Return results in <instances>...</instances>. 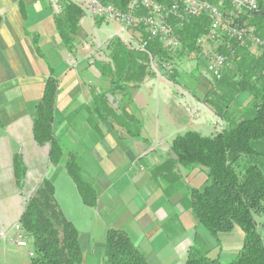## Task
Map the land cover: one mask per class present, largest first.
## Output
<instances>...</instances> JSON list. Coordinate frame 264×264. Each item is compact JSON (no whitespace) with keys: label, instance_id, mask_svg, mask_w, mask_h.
I'll list each match as a JSON object with an SVG mask.
<instances>
[{"label":"crops","instance_id":"0c3cea01","mask_svg":"<svg viewBox=\"0 0 264 264\" xmlns=\"http://www.w3.org/2000/svg\"><path fill=\"white\" fill-rule=\"evenodd\" d=\"M52 2L0 0V264H29L10 231L28 199L18 192V152L37 158L33 162L42 157V165L33 169L38 175L26 173L22 191L36 189L43 178L53 183L63 214L79 231L83 258L92 246L102 249L103 256L105 232L113 227L128 233L149 264H184L191 247L228 262L222 259L231 246L198 230L200 224L185 202L190 188L196 187L189 181L199 171L187 174L169 151L178 133L218 131L219 117L185 95L204 93L206 87L186 70L177 72L178 83L151 77L147 69L143 77L137 72L126 79L125 70L118 75L112 65L115 43L98 52L90 47L94 40L104 41L99 33L110 37L117 25H105L82 9L74 47L68 50L56 30ZM49 75L57 80L53 131L64 149L56 166L46 164V146L32 135L33 113ZM175 86L184 94H177ZM191 104L198 110L194 116L187 108ZM70 154L95 189L93 207L82 202L64 168ZM76 220L84 223L82 230Z\"/></svg>","mask_w":264,"mask_h":264},{"label":"trees","instance_id":"16d2710c","mask_svg":"<svg viewBox=\"0 0 264 264\" xmlns=\"http://www.w3.org/2000/svg\"><path fill=\"white\" fill-rule=\"evenodd\" d=\"M107 1H113L122 9L128 2ZM81 16V9L72 3L66 4L54 16L56 30L68 50L74 47ZM257 20L264 28V19ZM207 25L206 17H197L178 30L182 51L189 54L196 50V38ZM148 48L152 54L160 53L156 42H150ZM112 53V65L118 75L125 70L126 79L138 73L144 76L145 63L149 59L147 53L130 50L119 40H116ZM232 59L237 60L238 65H243L239 89L252 92L249 108L233 111L230 100H218L220 104L213 105V108L223 121L222 128L212 135H202L193 130L178 133L172 139L169 151L174 156V162L187 174L194 171L205 173L206 182L202 187H191L185 200L196 222L217 241L220 234L229 233L237 226L243 233L242 245L228 262L210 257L207 251L198 247H191L184 264H264V224L259 220L264 217V76L261 72L264 52L254 53L248 47H237ZM105 67L109 68L110 65L105 64ZM56 93L57 80L49 75L32 118L33 139L40 146L48 145V161L53 166L60 164L64 151L52 125ZM64 168L82 202L95 206V189L83 176L78 159L70 154ZM15 174H19L17 165ZM19 221L24 235L33 245L34 254L29 258V264H82L79 231L63 214L55 198L54 185L48 178L41 180L27 200ZM101 264L149 263L125 230L111 227L105 232Z\"/></svg>","mask_w":264,"mask_h":264},{"label":"built area","instance_id":"2783aa9c","mask_svg":"<svg viewBox=\"0 0 264 264\" xmlns=\"http://www.w3.org/2000/svg\"><path fill=\"white\" fill-rule=\"evenodd\" d=\"M69 3L93 18L118 23L123 30L119 35L124 36L128 46L134 50L144 48L152 56L156 74L173 73V59L183 47L177 32L197 17L208 20L205 31L195 42L200 50L196 60L203 65L204 79L220 80L228 61L236 55L237 47L264 52V28L257 20L264 11V0H128L124 9L107 0H53L55 13H60ZM127 29L138 30L142 35L136 39ZM152 41L158 44L160 53L149 51ZM222 126L223 121L218 118V131ZM11 230L17 246L30 245L31 240L24 235L19 220ZM1 236L4 237V233ZM33 254L30 249L28 255Z\"/></svg>","mask_w":264,"mask_h":264},{"label":"rangeland","instance_id":"374dc122","mask_svg":"<svg viewBox=\"0 0 264 264\" xmlns=\"http://www.w3.org/2000/svg\"><path fill=\"white\" fill-rule=\"evenodd\" d=\"M80 8V7H79ZM81 9V8H80ZM57 14V13H56ZM59 14V13H58ZM260 20L263 21L264 19V11L263 13L259 16ZM258 18V19H259ZM95 20H97L96 18H94ZM103 22H107V24L105 25H109L108 22H112L114 24L117 25L116 28H118L115 31H110L111 36L109 37V35L107 34H100L99 31H96L97 33H99L101 37V39L105 38L104 41L99 42L97 40H94L92 45H90L91 48H95V52L98 51H103L104 48H109L111 42L115 43L116 40H119L124 46H126L128 49L130 50H134L132 49L130 46L127 45L124 36L120 37L119 34H123V30H121L120 25L116 22L113 21H105L102 20ZM98 21V22H101ZM97 22V24H99ZM114 26V25H113ZM114 30V29H113ZM115 32V33H114ZM127 33L132 35L133 37H135L136 39H138L139 37H141L142 34H140V32L138 30L135 29H127ZM140 34L139 36H136V34ZM104 36V37H103ZM93 38H97V36H93ZM106 40V41H105ZM107 47H106V43ZM196 46V45H195ZM199 48L196 46V50H193L192 52H190L188 54L187 51H182V49H180L179 51L176 52L175 57L173 59V73L172 74H168V73H164L161 71V73L156 74L153 71V61L151 62L149 59L148 61L145 63L146 64V69L148 74L152 77V76H164L167 78H170L171 80L173 79L174 81H177V79H175V76L177 74L178 71L180 70H186L187 74L191 77H197V79L199 80V83H202L206 88L204 93H197L193 94L191 91H189L188 93L191 94H185L188 95L187 97L192 100V102L194 104H196L197 102L195 101H200L202 102L203 106L205 107L206 110H211V112L215 113V109L213 108V105H219L220 103L217 102L218 100H221L223 102H227V101H231L230 102V109L233 111H239V110H244L249 108V106L251 105L252 102V95H251V91H249L248 89L246 90H241L239 89V81L243 78L242 76V70L243 65H238V61L235 59H230L224 69V72L222 74V77L220 80L218 81H211L208 79H204L203 78V74H202V69H203V65L200 64L199 61L196 60V58H198V53H199ZM251 52L254 53H263V51L257 49V48H253L252 50H250ZM68 60L71 61L70 65L71 66H76V62L74 60H72L70 57H68ZM67 60V61H68ZM68 64V63H67ZM264 69V67H263ZM262 69V71H263ZM261 71V72H262ZM264 76V75H263ZM199 77V78H198ZM250 82V80H249ZM176 85V84H175ZM176 90H177V94L183 95L184 94V90H182L181 86H175ZM193 97V98H192ZM114 104L116 100H111ZM220 101V102H221ZM190 105V107L188 106L187 108L189 109V112L191 113V115H196L198 113L197 107H195V105ZM185 107V106H184ZM182 107V108H184ZM32 111V107L31 110ZM185 111V110H184ZM31 115H29V118H32V112H30ZM217 115V114H216ZM147 116V114H146ZM219 118H221L219 115H217ZM146 118V117H145ZM218 120V119H217ZM45 150L48 151V145H45ZM42 150V149H41ZM21 151V149H20ZM48 158V157H47ZM45 159L46 164H48V159ZM37 158H28V157H24L23 154H21L20 152H18L17 154H15L14 157V162L15 165H17L19 167V188H18V192L22 193L21 195L23 197H26V199L30 198L31 195H33L35 189L30 190L28 193H26V190L23 192V185L26 183V179L27 178V174L26 173H30L33 174L32 176L38 175V172L33 170L35 169V167L37 168V164L40 163L42 161V157L38 158L39 161L38 162H33L36 161ZM28 163V164H27ZM35 163V164H34ZM34 166V167H33ZM27 167L29 170H27ZM30 171V172H29ZM188 180V179H187ZM162 183L165 182L164 179L160 180ZM206 182V176L204 172H199L197 173V175L194 176V178L190 179L189 183L190 185H194L196 187H202L203 184ZM164 186V184H163ZM28 195V196H27ZM60 195V194H59ZM25 199V200H26ZM27 199V200H28ZM24 201V200H23ZM26 204V203H25ZM76 219V218H75ZM194 220V219H193ZM260 222H262L264 224V217L259 218ZM17 220H15L12 224L11 227H13V225L15 224ZM77 225L79 227V229H83L84 228V223L80 224V220H76ZM77 228V227H76ZM198 230H203V232H205L207 234V236L209 238H213L217 241V239L215 237H213L212 235H210L207 230L202 226L199 225V227L197 228ZM11 233L13 232V230H10ZM264 235V234H263ZM13 237V234H12ZM222 240V246L224 245H230L231 249L225 253V255H223V259L224 261H230L231 259H233L235 257V255L237 254L238 250L240 249L241 245H242V240H243V233L241 231V229L239 227H235L231 232L229 233H222L218 236V239ZM204 241V240H203ZM218 242V241H217ZM225 243V244H224ZM32 249L33 250V245L30 242V245L28 247H23L22 252L25 258V262L26 260L28 261V259L30 258L29 255H27L28 249ZM29 256V258H28ZM211 257V256H210ZM222 258V257H221ZM102 261V249L96 247V246H92V248L89 251H85L84 254V258H83V262L82 264H101Z\"/></svg>","mask_w":264,"mask_h":264},{"label":"bare ground","instance_id":"6f19581e","mask_svg":"<svg viewBox=\"0 0 264 264\" xmlns=\"http://www.w3.org/2000/svg\"><path fill=\"white\" fill-rule=\"evenodd\" d=\"M137 49H139L140 51H143V52L147 53V50L144 49V48H137ZM147 54L149 55L150 59H152L151 56H150V54L149 53H147ZM151 62H152V60H151Z\"/></svg>","mask_w":264,"mask_h":264}]
</instances>
